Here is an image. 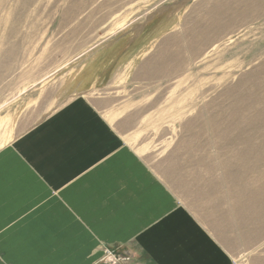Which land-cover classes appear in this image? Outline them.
I'll list each match as a JSON object with an SVG mask.
<instances>
[{
	"label": "rangeland",
	"instance_id": "374dc122",
	"mask_svg": "<svg viewBox=\"0 0 264 264\" xmlns=\"http://www.w3.org/2000/svg\"><path fill=\"white\" fill-rule=\"evenodd\" d=\"M217 2L226 15L213 34L207 10ZM245 10L231 0H0V150L82 95L152 167L165 162L163 177L176 190L186 189L195 156L229 157L248 176L253 194L264 184V114L242 145L228 140L236 131L219 136L212 119L231 117L237 96L225 93L237 88L245 97L250 90L240 88L242 77L264 64V12L246 14L244 21ZM200 26L207 28L200 35L206 40L190 47ZM165 61L168 71L157 73ZM245 117L240 114L235 126ZM263 190L255 191L256 200H263ZM74 210L80 224L90 226L88 236L115 235L113 212L99 232L98 221L88 222V207ZM67 239L50 246L72 244ZM39 244L34 238L33 251L23 246L16 263L41 264ZM105 251L107 259L96 264H148L141 255ZM75 256L58 252L52 264L83 261Z\"/></svg>",
	"mask_w": 264,
	"mask_h": 264
},
{
	"label": "crops",
	"instance_id": "0c3cea01",
	"mask_svg": "<svg viewBox=\"0 0 264 264\" xmlns=\"http://www.w3.org/2000/svg\"><path fill=\"white\" fill-rule=\"evenodd\" d=\"M80 96L0 150L3 264H18L15 254L23 246L33 251L34 238L44 245L36 248L41 264L61 251L96 264L107 259L106 249L148 264H264V199L254 198L264 184L251 194L232 158L195 156L188 185L178 191L165 182V162L152 167ZM84 205L99 232L113 212L115 235L88 236L90 226L74 210ZM61 238L73 242L60 245ZM54 239L60 246H50Z\"/></svg>",
	"mask_w": 264,
	"mask_h": 264
},
{
	"label": "bare ground",
	"instance_id": "6f19581e",
	"mask_svg": "<svg viewBox=\"0 0 264 264\" xmlns=\"http://www.w3.org/2000/svg\"><path fill=\"white\" fill-rule=\"evenodd\" d=\"M231 1L233 2L235 7L237 5H239V6L243 5L246 7V10H245V12H243V14H242L243 16L241 17L242 20H244V21L249 20V17H246V14L260 15L264 12V0H231ZM217 3L219 5V2H217ZM182 4L183 3L181 2V4H179V5L176 4V5L181 6ZM207 11H208L207 12V15H208V20H207L208 22L207 23H209L208 24L209 26L207 28L212 27L213 34H214L217 29L223 28V26H220L219 23L221 22L220 17L223 14L226 15L225 9L220 8V5H219V7L216 5L215 7L210 9V11L209 10H207ZM231 14L233 16L237 15V11L233 10V11H231ZM233 21L237 22L238 17L234 18ZM207 28L206 27L202 28L200 26L199 29L198 28L195 29V31L198 33V36H196L197 38L195 39L197 44H195V41H194L193 43H191L190 47L193 46V48H195L196 45L202 44L203 42H205L206 37L203 40L200 38V35ZM187 32H189V31H187ZM261 43H263V45H264V34L262 35ZM163 55H164V53H163ZM163 55H162L161 59L159 60L162 63L165 59V56H163ZM173 63H175V62H172V64ZM151 65L152 64L149 63V65H147V68H149V72L152 73V71H151L152 66ZM169 65L170 64L168 62L166 63V61H165L163 64V67L162 68L160 67V69L158 68L155 71L158 73L159 71H163V68H164L163 72L165 73L170 68V67H168ZM166 68H168V69H166ZM155 71H153V72H155ZM147 74H148V72H147ZM247 85H249L250 93H244L245 97H239V96H243V95L235 94L237 91V88L234 90H230V91L225 93V95H227V96H237V97H235V100H234L235 105L233 107V111L230 114L231 117L226 118L225 121L223 119H220L218 116L212 117V119L214 121H218V123H215L217 125L213 126V130L219 136H222L224 140L232 132L236 131V136L234 138L228 139L231 143H234V144L239 143L240 145H242V144L249 143L251 138L247 137L246 133L250 130L252 131V130L256 129V127L258 126V122H260L261 118H262L260 114L261 113L264 114V64L261 65L256 70H254L253 72L246 74L245 76L242 77V83H241L240 88L246 87ZM260 106H263V107H260ZM243 113H246L245 119L240 124L243 126H235V122L238 120V116L240 114H243ZM251 113H253L252 116H250ZM254 113H256L257 120H255ZM219 125H222L224 129L218 128ZM137 187L138 188H145V185H144V183H141ZM154 187H156V186L154 185ZM260 197L264 199V190L260 194ZM260 210L261 209H259L257 211H260ZM92 215L97 219L99 218L98 208H96L95 210L92 211Z\"/></svg>",
	"mask_w": 264,
	"mask_h": 264
}]
</instances>
